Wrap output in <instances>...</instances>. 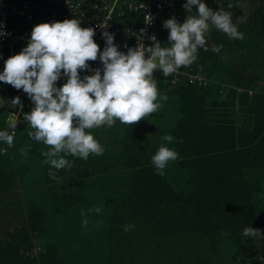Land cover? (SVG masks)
Instances as JSON below:
<instances>
[{
    "label": "trees",
    "instance_id": "obj_1",
    "mask_svg": "<svg viewBox=\"0 0 264 264\" xmlns=\"http://www.w3.org/2000/svg\"><path fill=\"white\" fill-rule=\"evenodd\" d=\"M251 1L252 14L264 21V0ZM201 69L207 75L208 72ZM155 78L159 94L168 97L167 101L161 102L162 108L148 115L158 130L155 129L153 138L143 139L142 146L137 143V137H132L124 142L122 148L129 153L126 165L138 167L133 170L135 182L131 188H137L141 204H144L140 198L143 193L145 199L153 200L154 197L168 209L175 208L166 218L172 231L170 235L192 233L209 249L225 251L229 256L225 261H257L259 255L264 256V244L256 246L254 240L262 237L244 236L243 230L253 227L262 230L261 235H264V93L255 91L250 94L244 88L238 90L235 86L238 82L233 78L228 81L221 78L227 82L217 80L205 86L186 82L175 88H170L168 76L155 74ZM223 86L228 87L226 92L222 91ZM3 115V108H0V128L6 130ZM30 131H34L30 124L20 123L12 147L4 142L0 144L16 152L13 172L19 186L26 189L23 199L28 216L26 223L30 229H36L35 223L50 215L49 210L45 212L47 208L43 201L46 197L41 185L49 170L54 171V168L44 163L46 157L42 155L49 146L31 139L28 136ZM128 134L131 135L130 132ZM165 135L175 139L165 141L162 139ZM161 145L179 153V159L168 163L163 176L157 174L151 163V157ZM21 149L26 150L25 154ZM133 150L135 152H130ZM93 159L96 160L94 164L111 168L112 163L105 158V152L88 157L87 161ZM248 171H253L255 177L247 175ZM255 202L261 207L256 208ZM130 217L133 219L134 215ZM115 222L119 223L118 220ZM116 228L117 233L124 236L125 231ZM16 230V235L8 232L7 237L11 240L5 245L0 243V264H60L56 247L46 235L39 237L38 230L33 238L26 236L24 223ZM86 234L90 250L81 252L93 261V239L101 248L106 236L99 232L93 235L91 230ZM201 244L199 247L206 253L208 249ZM32 247H36L35 250ZM100 248L98 256L104 260L103 263L109 264L101 251L103 248ZM132 253L137 254V251ZM144 253H153V250ZM78 256L81 255L76 253L75 257ZM192 257L181 264H192ZM139 258H148L152 262L156 259L155 256Z\"/></svg>",
    "mask_w": 264,
    "mask_h": 264
},
{
    "label": "rangeland",
    "instance_id": "obj_2",
    "mask_svg": "<svg viewBox=\"0 0 264 264\" xmlns=\"http://www.w3.org/2000/svg\"><path fill=\"white\" fill-rule=\"evenodd\" d=\"M203 2L213 11L221 8L231 12L232 21L237 24L238 31L243 33V39H230L213 26L206 37L208 50L199 48L197 60L190 66H182L180 69L202 72L207 84L222 80L221 78L227 81L233 78L238 82L235 83L238 90L244 88L250 94H254L255 91L259 94L264 93V21H260L252 14V1L203 0ZM230 3L233 5L231 8L228 7ZM178 13L179 20L183 23L188 15L183 5L179 7ZM194 14H196L195 7L189 15ZM238 18H243V22L237 23ZM168 31L165 33L166 44L168 43ZM213 45H222L218 54L211 50ZM201 67L210 75L208 73L206 75ZM188 74L179 78L168 76L170 88L178 87L186 82L205 86V84L192 82ZM225 80L222 81L225 83L227 82ZM227 90L228 87L223 86L222 91ZM155 129L158 130V127L149 121L147 115L135 125L122 124L117 120L112 127L101 126L90 130L104 148L105 158L112 163L111 168L102 164H94L93 162L96 161L94 159L87 161L73 156L65 157L72 161L73 167L59 171L54 169L53 172H56L59 179H52L47 175L41 185L46 197L43 201L46 204L45 209L47 208L45 212L49 210L50 215L46 213L47 219L35 223L39 229H30L31 227L26 223L28 216L23 200L26 189L19 186L20 182L16 181V174L13 172L16 167L14 162L16 152L6 149V154H4L2 150L5 148L0 144L1 245L11 240L7 237L10 231L11 234L16 235V229L24 223L26 236L33 238L39 230V237L46 235L51 240L56 247L58 261L61 260L60 264H105L104 260L98 256L97 250L100 247L95 239H93V250L95 251L93 261L81 252L90 250L88 247L90 240L86 234L89 230L93 232V235L94 232H99L106 236L103 239L105 244L101 247L103 249H100L107 256L109 264L112 262L116 264H181L192 256V264L232 262V260L225 261L229 257L225 251L217 252L213 248L209 249L207 244H201L202 239L194 237L192 233L170 235L172 231L168 227L166 218L175 211V208L168 209L165 204L158 202L154 197L153 200L145 199L143 193L139 194L141 200H144V204H141L137 197L139 193L137 188H131L135 182L133 170L138 167L133 168L126 165L129 153L122 149L123 144L132 137H137V143L142 146L143 139L153 138V134L156 133ZM0 131L5 130L0 128ZM130 152H135V150ZM92 156V154L89 155V157ZM99 168L104 171H99ZM252 172L248 171L246 174L254 178L255 174ZM33 194L36 195V193ZM96 207L101 208L99 213L94 210L89 211ZM255 207L260 208L261 205L255 202ZM81 213H86V215ZM132 215H134L133 219L130 217ZM84 220L90 223L87 227L82 224ZM108 221L111 222L107 223ZM129 224L134 225V228L125 231V225ZM116 226L125 231L124 236L117 233ZM261 233H263L262 230ZM260 239L254 240L256 246L264 244V235ZM199 244L208 249L206 253L199 247ZM184 245H187V248H183ZM32 248L35 250L36 247ZM149 249H152L153 253H144ZM133 251H137V254H133ZM177 252L180 254H175ZM76 253L81 256L76 258ZM179 255L181 256L178 257ZM147 256H155L156 259L152 262L148 259L149 257L146 260L139 258Z\"/></svg>",
    "mask_w": 264,
    "mask_h": 264
},
{
    "label": "clouds",
    "instance_id": "obj_3",
    "mask_svg": "<svg viewBox=\"0 0 264 264\" xmlns=\"http://www.w3.org/2000/svg\"><path fill=\"white\" fill-rule=\"evenodd\" d=\"M183 7L188 13L183 23L174 16L163 22V27L169 30L170 47H161L155 35L149 37L152 44L146 47L143 43L146 29L142 28L137 34V45L128 47L126 53L114 43V35L104 31L105 47L101 51L94 41L95 29L82 28L81 21L74 18L40 23L32 28L27 45L4 61L0 82L22 89L32 101L34 107L24 118L34 130L28 132V136L49 146V150L42 153L46 157L44 163L59 171L73 167L66 156L87 160L90 154L102 155L104 148L90 130L112 127L117 120L135 125L162 108L161 102L168 97L159 94L154 72L162 71L167 77L182 66H190L197 60L199 48L208 50L206 37L211 27L230 39H243L231 12L221 8L213 11L203 0H186ZM194 7L196 14L189 15ZM239 22H243V18H238ZM4 35L0 22V37ZM221 47L213 45L211 50L218 54ZM97 59L102 69H90L88 62ZM89 70L93 74L81 77V71ZM62 76L67 80L57 87ZM13 102L20 103L19 97ZM16 127V124L10 125L11 134L7 130L0 131V142L12 147ZM162 139L172 142L175 138L165 135ZM2 151L6 154V149ZM20 151L25 154L26 150ZM177 159L179 153L175 149L161 145L151 157V163L157 174L163 176L168 163ZM49 176L59 179L51 169ZM93 210L99 213L101 208L89 211ZM82 224L87 227L88 221ZM133 228L132 224L125 225V231ZM243 235L262 237L261 230L253 227L245 228Z\"/></svg>",
    "mask_w": 264,
    "mask_h": 264
},
{
    "label": "built area",
    "instance_id": "obj_4",
    "mask_svg": "<svg viewBox=\"0 0 264 264\" xmlns=\"http://www.w3.org/2000/svg\"><path fill=\"white\" fill-rule=\"evenodd\" d=\"M185 2L186 0H0V22L6 33L0 37V73L3 72L4 61L18 54L27 45L35 25L62 22L65 19H78L82 28H94V41L101 51L105 47V39L102 37L104 31L112 33L114 43L119 46L120 51L126 53L128 47L137 45V34L142 28L146 29L143 38L146 47L151 46L149 37L152 35L156 36L161 47H170L169 43H165V33L168 30L163 27V22L173 16L180 22L178 9ZM88 63L90 69L103 67L99 59ZM158 73L162 71H155L154 77ZM91 74V70L80 72L81 77ZM187 74L192 82L207 83L205 77L197 71L179 69L169 76L179 78ZM66 80L62 76L56 86H62ZM17 97L20 103L13 102ZM33 107L32 101L22 89L17 90L0 82V108H3V123L10 134L13 131L11 124H16L17 127L20 123L29 124L24 114ZM17 127L14 129L15 133ZM224 264H264V256L259 255L257 261L243 260Z\"/></svg>",
    "mask_w": 264,
    "mask_h": 264
}]
</instances>
